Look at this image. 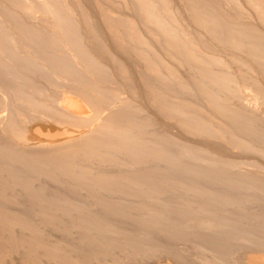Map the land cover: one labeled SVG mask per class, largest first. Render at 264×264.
<instances>
[{"label":"bare ground","instance_id":"6f19581e","mask_svg":"<svg viewBox=\"0 0 264 264\" xmlns=\"http://www.w3.org/2000/svg\"><path fill=\"white\" fill-rule=\"evenodd\" d=\"M90 1L0 0V264H264V0Z\"/></svg>","mask_w":264,"mask_h":264},{"label":"rangeland","instance_id":"374dc122","mask_svg":"<svg viewBox=\"0 0 264 264\" xmlns=\"http://www.w3.org/2000/svg\"><path fill=\"white\" fill-rule=\"evenodd\" d=\"M80 1H81V4H82V5H85L87 8H89V9L92 8V5H90V4H91V3H90V2H91L90 0H88V1H87V0H79V2H80ZM84 1H86V3H85ZM83 3H84V4H83ZM87 3H88V4H87ZM93 10H94V9H93ZM91 12H92L93 15H95L94 17H97V14L94 13L95 11L93 12L92 9H91ZM101 31H102V29H101ZM102 33H103V31H102ZM104 33H105V32H104ZM104 33L101 34V32H100L101 37L103 38V36H105V37H107V38H106V40H107V39H108V35H107L106 33H105V34H104ZM106 35H107V36H106ZM103 40H105V38H103ZM106 40H105V41H106ZM108 40L110 41V39H108ZM108 40H107V41H108ZM109 43H110V42H109ZM160 122H161V123H160V125H161L160 128H161L162 126H163V129H164V130H166L167 127L171 128V127L169 126V124L166 125V123H165L164 120H163V121L161 120ZM169 128H168L167 130H169ZM161 129H162V128H161ZM173 131L176 132V131H178V129H173ZM178 132H179V131H178ZM178 132H176V133H178ZM21 203H25L24 199L22 200ZM14 209H15V208H14ZM50 231H53V230L50 229V230H49V235H50V236H49V235L46 236V237L50 238V240H53V239L55 240V239H56V241H57V240H61V239H62V238H59V237L62 236V233H60V234H61V235H60L59 232H57V233L59 234V235H57V233L50 232ZM18 232L21 233L22 236H23V234H24V237H23V238L27 237V235L29 234V233H27V232L24 233L23 231H22V232H23V233H22L20 230L17 231L16 233L19 234ZM46 232H47V233H46ZM16 233H15V234H16ZM43 233H44L45 235L48 234V229H47V231L45 230V232L43 231L41 234L43 235ZM21 234L17 236L18 239H21V237H22ZM55 235H56L57 238H59V239H57V238L55 237ZM19 236H20V238H19ZM43 236H44V235H43ZM52 236H53L54 238H52ZM58 236H59V237H58ZM77 237H78V236H77ZM23 238H22V239H23ZM51 238H52V239H51ZM75 238H76V236H75ZM22 239H21V240H22ZM23 240H24V239H23ZM238 255H239V257L241 256V254H238ZM15 257L18 258V259H16ZM162 257H163V259H162ZM162 257L159 258V260L157 259V261H155V262H156L155 264H171V263L174 264V263H175L174 261L169 260L170 258H168V256L166 257V256L164 255V256H162ZM164 257H165V258H164ZM237 257H238V256H237ZM8 258H9V257H7V259H6V263H7V261H8L7 264H13V263H14V264H22V263H23L22 260H21L17 255H16V256H15V255L13 256L14 259L12 258V261H14V262H12V263H11V258H9L10 260H8ZM15 259H16V260H15ZM19 259H20V260H19ZM171 261H172V262H171ZM21 262H22V263H21ZM170 262H171V263H170ZM138 263L141 264V262H138ZM138 263H137V264H138ZM23 264H25V263H23ZM29 264H35V263H29ZM153 264H154V263H153ZM176 264H177V263H176ZM211 264H213V263H211Z\"/></svg>","mask_w":264,"mask_h":264}]
</instances>
